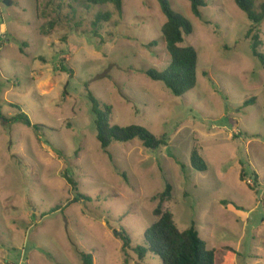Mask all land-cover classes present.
<instances>
[{"label":"rangeland","instance_id":"1","mask_svg":"<svg viewBox=\"0 0 264 264\" xmlns=\"http://www.w3.org/2000/svg\"><path fill=\"white\" fill-rule=\"evenodd\" d=\"M6 1L0 264H84L83 254L93 264H162L153 254L140 261L135 249L168 185L163 208L181 231L196 224L216 264H264V66L246 39L252 23L235 1L206 0L198 18L189 0H168L193 25L186 45L198 52V83L183 97L145 74L171 62L158 0H124L122 16L111 4L82 0ZM263 2L256 0L257 11ZM100 13L111 19L95 26ZM261 32L264 44V22ZM89 91L113 107L112 125L142 126L166 136L168 146L150 151L134 140L105 153ZM21 112L38 134L14 121ZM196 146L207 172L192 167ZM79 195L91 202L70 204ZM122 232L131 239L127 254Z\"/></svg>","mask_w":264,"mask_h":264},{"label":"trees","instance_id":"2","mask_svg":"<svg viewBox=\"0 0 264 264\" xmlns=\"http://www.w3.org/2000/svg\"><path fill=\"white\" fill-rule=\"evenodd\" d=\"M88 5H107L111 4L122 16L124 13V0H82ZM163 14L167 21L162 27V38L166 44V50L171 58L168 68L164 71L149 69L145 74L156 82H162L169 91L176 97H183L194 90L198 83V52L190 45H186L185 37L194 33V27L189 20L182 14L175 11L168 0H158ZM193 14L202 18V8H206V0H189ZM237 6L247 15L252 25L246 35V39L251 42L252 55L264 66V53L262 51L263 41L261 26L264 22V2L256 9V0H234ZM111 14H98L95 26L104 21H109ZM157 41L149 46H157ZM62 72L73 74V70L64 63L61 65ZM89 100L92 103V112L94 113V123L97 130V139L105 153H109V148L115 143H129L139 140L142 145L150 151H158L168 146L166 136L156 137L149 130L142 126L131 125L121 127L111 124L113 107L102 103L96 99L89 91ZM254 100L247 101L246 106ZM15 122L23 123L32 128L36 134L40 131V126L32 124L29 117L22 113L14 119ZM192 167L198 172H207L208 166L201 156V149L196 146L191 154ZM124 176V175H123ZM64 179L69 184L73 192H77V183L66 172ZM125 177V176H124ZM241 180L244 181V171H242ZM172 187L162 194V202L155 208L153 215L155 222L145 232L143 246H138L135 251L140 261H144L148 254H153L161 259L162 264H216L215 251L207 247L196 229V224L186 230L181 231L174 219L171 211L163 208L164 200L171 198ZM81 200L90 201L91 199L84 195L74 198L70 204L78 203ZM58 210V209H57ZM123 242L122 251L127 254L131 248V239L126 232L117 235ZM84 264H93L91 254H83Z\"/></svg>","mask_w":264,"mask_h":264},{"label":"built area","instance_id":"3","mask_svg":"<svg viewBox=\"0 0 264 264\" xmlns=\"http://www.w3.org/2000/svg\"><path fill=\"white\" fill-rule=\"evenodd\" d=\"M6 40V33L3 28L0 29V44H2Z\"/></svg>","mask_w":264,"mask_h":264},{"label":"water","instance_id":"4","mask_svg":"<svg viewBox=\"0 0 264 264\" xmlns=\"http://www.w3.org/2000/svg\"><path fill=\"white\" fill-rule=\"evenodd\" d=\"M5 3H6L7 5H9V4H10V1L8 0V1H6Z\"/></svg>","mask_w":264,"mask_h":264}]
</instances>
